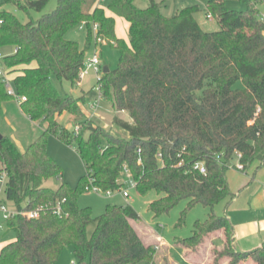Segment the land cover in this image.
<instances>
[{"label":"trees","instance_id":"16d2710c","mask_svg":"<svg viewBox=\"0 0 264 264\" xmlns=\"http://www.w3.org/2000/svg\"><path fill=\"white\" fill-rule=\"evenodd\" d=\"M99 1L58 0L51 13L23 22L3 6L14 4L30 13L50 0H0V49L12 50L6 51L5 65L21 110L47 123L25 151L8 136L0 137L6 199L19 211L46 207L40 217L13 214L7 220L16 237L0 245V264H55L67 245L73 246L78 264H164L155 259L156 246L135 228L141 216L131 204L109 203L95 217L91 207L78 203L90 180L103 190H120L126 169L140 194H160L149 205L156 217L184 199L189 201L180 224L196 204L212 208L204 221H196L191 236L175 239L177 244L195 248L206 235L224 230L231 264L249 258L264 264V246L238 251L231 219L214 210L235 197L228 171L238 154L245 173L254 166L255 175L264 167V17L258 4L242 0L247 9L236 10L228 0H207L208 15L218 19L221 29L206 31L195 16L199 5L166 16L162 6L167 0H150L147 8L134 0ZM116 16L129 23L128 40L117 35ZM83 22L85 47L66 37ZM94 23L100 25L97 35L120 51L118 66L98 82L116 111L113 124L127 137L98 125L83 110L85 95L62 93L54 81L78 84L88 50L99 45ZM12 98L0 82V106ZM65 112L75 116L78 131L59 121ZM52 135L75 146L85 163L86 174L75 187L67 182L44 186L63 175V166L49 153ZM197 162L205 164L206 173L195 169ZM58 202L62 215L52 209Z\"/></svg>","mask_w":264,"mask_h":264},{"label":"rangeland","instance_id":"374dc122","mask_svg":"<svg viewBox=\"0 0 264 264\" xmlns=\"http://www.w3.org/2000/svg\"><path fill=\"white\" fill-rule=\"evenodd\" d=\"M110 1L105 0L101 4L107 5ZM134 2L141 8H147L150 4V0H134ZM254 2L258 4L260 14L264 15V0H254ZM57 3L58 0H50L43 10L31 9L30 13L19 9L14 4H5L3 7L13 12L21 21L28 22L31 19L38 20L43 15L51 13L56 9ZM193 5H199L201 8L196 12L195 16L204 30L218 31L221 29L217 18L208 17L207 0H167L162 6V13L166 16H171L176 11ZM227 6L231 9L245 10L248 4L247 1L228 0ZM128 31L129 27H127L126 20L123 18L117 19L116 32L125 35ZM66 37L77 41L81 47H85L87 44V29L86 27L81 28L80 25L74 26L67 32ZM6 51H11V49L4 52ZM96 51L101 57L103 67L108 66L110 69H115L118 66L120 51L117 48L108 43L93 45L88 50L86 60ZM98 77V74L90 70L82 79L81 85L73 86L71 82L67 80L60 81L57 78H54V81L62 93H70L76 97H80L85 93L83 108L87 116L98 125L111 130L114 134L127 137L128 133L125 130L113 124L116 111L112 103L97 89L99 86ZM120 115L126 120H132L127 112H122ZM75 120V116L66 114L59 121L69 129H73L76 127ZM43 131L44 126L41 125L40 121H33L23 113L17 98L6 100L1 104L0 134L8 136L16 142L21 151H25ZM48 149L52 157L63 166V175L45 181L44 186L57 188L62 182H67L73 187L77 186L80 178L86 174V167L76 147L68 145L59 137L52 135L49 138ZM238 161L239 159L236 157L228 171L230 186L235 197L229 205L227 199L221 201L214 207V210L218 214L228 215L235 225H252L258 230L253 235L252 240L257 245L264 246V230L262 229L264 221V167L257 171L255 175L254 166L248 173H245L235 167ZM126 178L125 174L122 181L125 182ZM125 188L129 189L130 197H124L119 190H115L110 196L102 192L86 190L79 196L78 203L81 207H91L95 217L102 215L109 203L131 204L141 216L139 220L140 235L147 243H152L156 246L157 254L155 259L158 262L164 264H188L186 257L191 264L232 263L233 258L227 253L229 245L225 231L218 230L206 235L203 242L195 248L185 249V247L176 244V238H186L192 235L196 221H204L211 213V207L196 204L187 210L185 221L180 224L182 213L188 206V199L180 201L169 212L156 217L149 210L150 203L160 195L156 190L150 191L147 195H142L130 184H125ZM5 201L11 210L15 208L12 201L7 199ZM95 229L96 223H91L88 227L89 237L93 235ZM155 235L161 236L162 239L156 238ZM15 237V232L8 229L7 220L0 215V245L15 239ZM234 245L236 247L235 237ZM55 264H78L72 245H67L64 248ZM137 264H151V262L144 260ZM237 264H256V262L249 258Z\"/></svg>","mask_w":264,"mask_h":264},{"label":"built area","instance_id":"2783aa9c","mask_svg":"<svg viewBox=\"0 0 264 264\" xmlns=\"http://www.w3.org/2000/svg\"><path fill=\"white\" fill-rule=\"evenodd\" d=\"M104 1L105 0H100L99 4H101ZM262 16L264 17V15H262ZM208 17L210 18V17H212V15H208ZM2 22H3V20L0 19V24ZM80 26H81V28H84V27H86V23L83 22ZM99 28H100V25L98 23L93 24L94 37L99 42V44L100 43H107L106 40H104L103 38H101L97 35ZM6 55H7V53L0 49V82H2L5 85L8 94L14 96L20 102L21 97L17 94V92L13 86V83L11 81L10 75L8 73L7 66L5 65ZM90 70H93L96 74L99 75V77H98V81H99L102 74L104 73V67L102 65V60H101L100 55L98 54V51L94 52V54L88 60H86L85 65L82 68L81 76H80L81 79L78 82V84H80L82 82V79L89 73ZM97 89L101 92L100 85L97 87ZM97 106H98V103H97ZM76 130L77 131L79 130L78 126H76ZM239 158H241V154H238V159ZM194 167H195V169L200 170L202 173L207 172V168L203 162H197ZM236 167L238 169H243L244 165L239 160L236 164ZM125 173H126V177H127L125 179V184H130L132 187H135L136 182L132 179L129 170L126 169ZM7 183H8L7 171L5 169H2V171L0 172V215H2L5 220H8L13 214H22L23 216H25L27 218L40 217L41 213L46 209V207H44V206L36 208V209L20 210V211L17 210L16 208L11 210L7 206L6 201H5ZM87 190H93L95 192H102V193H105L109 196L114 193V191L111 189L103 190L101 187L95 185L92 180H90V182L87 186ZM119 191L121 192V194L124 197H130L129 189H126L125 186L122 187ZM63 201H65V199ZM47 207L49 208V206H47ZM52 209L54 210V212L56 214L62 215V204H61V202H58L55 206H52Z\"/></svg>","mask_w":264,"mask_h":264},{"label":"crops","instance_id":"0c3cea01","mask_svg":"<svg viewBox=\"0 0 264 264\" xmlns=\"http://www.w3.org/2000/svg\"><path fill=\"white\" fill-rule=\"evenodd\" d=\"M108 14L109 15H112V13L110 12V11H108ZM116 18L117 19H119V18H122V17H118V16H116ZM117 19H116V22H117ZM126 23H127V27H129V23L126 21ZM116 31H117V23H116ZM117 35L119 36V37H122V38H125V39H129V36H128V32H127V34H118L117 33ZM12 51V50H11ZM110 69V68H109ZM82 83V82H81ZM81 83L79 84V85H81ZM84 91V90H83ZM85 92V91H84ZM84 95H85V93H84ZM86 96V95H85ZM83 110H84V108H83ZM84 112H85V110H84ZM122 113V112H121ZM123 113H126V112H123ZM66 114H68V113H63L60 117H59V120L61 121V118L64 116V115H66ZM69 115H71V114H69ZM87 115V114H86ZM72 116V115H71ZM28 117V116H27ZM41 122V121H40ZM41 125L42 126H44V129L46 128V126H47V123H45V122H41ZM16 143V142H15ZM16 145H18L17 143H16ZM19 146V145H18ZM19 148V147H18ZM26 150V149H25ZM58 188V187H57ZM230 218V217H229ZM231 219V218H230ZM231 221H232V219H231ZM134 223V226H135V228L137 229V231H138V233L140 234V229H139V221H135V222H133ZM232 224H233V226H234V237H235V239H236V249L238 250V251H251V250H253V249H256V248H258V247H262L261 245H257V243H255L253 240H252V237H253V235L256 233V232H258V230L257 229H255L252 225H249V224H246V225H235L234 223H233V221H232ZM262 225H263V230H264V221H263V223H262ZM221 231H224V230H221ZM223 233V232H222ZM155 237L156 238H158V239H162L161 238V236H157V235H155ZM143 238V237H142ZM144 239V238H143ZM164 241V240H163ZM146 242V241H145ZM147 243V242H146ZM165 243V242H164ZM148 244H152V243H148ZM177 244V243H176ZM168 245V244H167ZM177 245H179V244H177ZM185 249H187V248H185ZM185 249H184V251H185ZM184 256H185V254H184ZM185 259H186V261L188 262V264H191L189 261H188V259L185 257ZM166 260V259H165ZM162 263V262H161Z\"/></svg>","mask_w":264,"mask_h":264},{"label":"water","instance_id":"95a60500","mask_svg":"<svg viewBox=\"0 0 264 264\" xmlns=\"http://www.w3.org/2000/svg\"><path fill=\"white\" fill-rule=\"evenodd\" d=\"M109 67L108 66H105V68H104V72H109ZM2 135L0 134V137H1Z\"/></svg>","mask_w":264,"mask_h":264}]
</instances>
